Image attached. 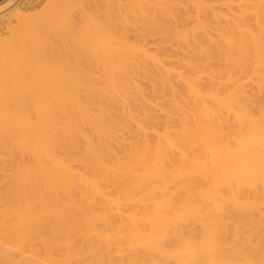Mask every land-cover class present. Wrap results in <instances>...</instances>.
Returning a JSON list of instances; mask_svg holds the SVG:
<instances>
[{"label": "bare ground", "instance_id": "1", "mask_svg": "<svg viewBox=\"0 0 264 264\" xmlns=\"http://www.w3.org/2000/svg\"><path fill=\"white\" fill-rule=\"evenodd\" d=\"M17 1L0 264H264V0Z\"/></svg>", "mask_w": 264, "mask_h": 264}, {"label": "rangeland", "instance_id": "2", "mask_svg": "<svg viewBox=\"0 0 264 264\" xmlns=\"http://www.w3.org/2000/svg\"><path fill=\"white\" fill-rule=\"evenodd\" d=\"M5 1H6V2H5ZM16 1H17V0H0V3H1V5H2V6L0 5V6H1V10H3V8H4V9H5V8H9V7L11 6V4H12V3H13V4L16 3ZM28 1L31 2V3L35 1V2H34L35 4H37V3L40 2V3H41V5H40L41 7H39V10H41V9L45 6V4L47 3V0H28ZM45 1H46V2H45ZM4 2H5V3H4ZM17 2H19V1H17ZM44 2H45V3H44ZM31 3H30V4H31ZM8 4H9V5H8ZM13 4H12V5H13ZM32 4H33V3H32ZM7 5H8V6H7ZM188 9H189V8H188ZM1 10H0V11H1ZM36 10L38 11V9H36ZM189 10H190V11H188V12H189V13L191 12L190 15L192 14V16H193V17H190V19H191V18L194 19V18H195V15H193L194 13H192L193 8H190ZM26 13H27V12H26ZM28 13H29V12H28ZM180 18H181V17H180ZM180 18H179V19H180ZM177 19H178V18H177ZM179 19H178V20H179ZM178 20H177V21H178ZM180 20L183 21L182 18H181ZM182 21H180V22H182ZM180 22L178 23V24H180V25H182V24L184 23V22H182V24H181ZM156 37H157L156 41H157V40H158V41H157L156 43H154V42L151 43V44H150V47H153V48H154V47H157V46H164V44H162V42H161V37H160V36H159V37L156 36ZM156 37H155V38H156ZM155 38H154V39H155ZM157 43H158V44H157ZM153 44H154V45H153ZM155 45H156V46H155ZM176 64L178 65L177 62H176ZM177 65H176V66H177ZM143 81L146 82V81H148V79L146 80V79L144 78Z\"/></svg>", "mask_w": 264, "mask_h": 264}]
</instances>
